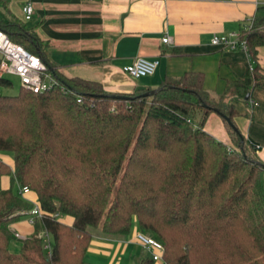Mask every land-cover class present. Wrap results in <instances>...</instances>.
<instances>
[{
    "label": "trees",
    "instance_id": "obj_1",
    "mask_svg": "<svg viewBox=\"0 0 264 264\" xmlns=\"http://www.w3.org/2000/svg\"><path fill=\"white\" fill-rule=\"evenodd\" d=\"M26 24L0 19V29L40 57L68 92L21 87L6 95L1 90L13 84L0 76V264H98L86 259L92 230L126 238L135 218L140 232L163 245L164 264H264V163L228 100L250 101L264 90L257 63L264 15L239 32L250 57L245 77L216 100L196 72L165 80L154 94H112L100 82L66 77ZM212 113L230 119L232 145L204 129ZM8 153L13 167L3 159ZM23 187L44 216L15 253L11 226L34 207ZM43 231L52 237L51 255L38 237ZM134 264L155 261L141 255Z\"/></svg>",
    "mask_w": 264,
    "mask_h": 264
},
{
    "label": "crops",
    "instance_id": "obj_2",
    "mask_svg": "<svg viewBox=\"0 0 264 264\" xmlns=\"http://www.w3.org/2000/svg\"><path fill=\"white\" fill-rule=\"evenodd\" d=\"M0 2L8 12L15 8V19H24L23 6L31 2L34 14L28 21L29 28L43 41L55 69L69 78L100 82L112 94H131L140 89L154 91L167 79L177 80L188 72H196L204 75V87L212 97L222 96L230 83L245 77L250 61L243 50L213 46L212 37L239 33L242 27L264 15V0ZM165 35L172 38V44L163 43ZM138 57L160 59L156 73L141 79L130 77L125 67ZM257 63L264 71V46L258 48ZM251 99L253 104L233 98L240 113L235 120L264 163V90L255 89ZM204 129L227 145L233 141L226 121L217 113L208 117ZM3 159L14 166L13 158L3 155ZM262 184L264 188V175ZM2 185L4 189L10 188L11 178L4 177ZM23 196L38 202L34 193ZM61 221L72 224L69 217ZM11 229L25 238L35 230L25 217L12 224ZM139 232L138 229L134 236L126 238L94 237L86 259L98 264L134 263L136 257L145 255V249L136 240Z\"/></svg>",
    "mask_w": 264,
    "mask_h": 264
},
{
    "label": "built area",
    "instance_id": "obj_3",
    "mask_svg": "<svg viewBox=\"0 0 264 264\" xmlns=\"http://www.w3.org/2000/svg\"><path fill=\"white\" fill-rule=\"evenodd\" d=\"M22 11L24 20L26 22L30 21L34 14L33 4L27 2L23 6ZM162 41L166 45L173 43L172 38L169 35H165ZM211 44L215 47L231 51L243 50L250 61L248 47L246 43L241 40L240 33H233L228 36L214 35L211 39ZM159 66L160 59L158 58L147 59L144 57H138L132 64L125 67V72L134 79H141L154 75ZM4 74L18 76L21 80V87L35 94L45 93L57 88H61V91L64 93L68 92V89L49 71L48 67L40 57L29 52L24 46L14 42L5 31L0 29V76H3ZM78 101L81 102L80 99ZM251 103L253 104L254 102L251 101ZM30 192L29 187H23L20 189L22 195H27ZM33 203L34 207L31 210L22 211L19 215L25 217L30 225L35 226L36 222L43 218L44 213L38 203ZM54 217L57 218L58 214L54 215ZM14 235L19 240L26 239L19 233H14ZM38 237L44 240L45 237L49 238V235L43 231L39 233ZM136 240L151 254L154 261H162L164 247L160 242L142 232L137 233ZM45 249L49 252V255H51L50 241L49 244H46Z\"/></svg>",
    "mask_w": 264,
    "mask_h": 264
},
{
    "label": "rangeland",
    "instance_id": "obj_4",
    "mask_svg": "<svg viewBox=\"0 0 264 264\" xmlns=\"http://www.w3.org/2000/svg\"><path fill=\"white\" fill-rule=\"evenodd\" d=\"M11 10H13L12 12H8L5 8H4V6H3V4L0 2V19L1 20H3V21H5V22H9L10 20H13V19H15V13H16V11H15V8H12ZM13 13V14H12ZM17 14V13H16ZM10 19V20H9ZM26 26H27V28L28 29H30L29 27L31 26V22L30 23H28L27 22V24H26ZM5 78H7V79H9L11 82H12V84H13V86L11 87V88H7V89H2L1 91H2V93L3 94H6V95H15V94H18L19 93V91H20V89H21V80H20V78L18 77V76H16V75H13V74H4L3 75ZM212 96V95H211ZM219 96H221V95H219ZM217 97L216 99H219L220 97ZM213 99H215L214 97H213ZM215 99V100H216ZM229 100V103H233V104H235L234 103V100H233V98L231 97V98H229L228 99ZM200 120H201V118L199 117V116H197L196 118H195V123H197V124H199V122H200ZM233 143H231V145H232ZM5 156H7L8 158H10V159H12L13 158V155L12 154H10V153H8V154H4ZM15 190H17V186H15ZM139 229V226H138V221H137V219L135 218L134 219V222H133V227H132V231H131V235H129L128 237H132V236H134L135 234H136V231ZM93 231V235H94V237H96V238H98V237H100V235H102V236H106V235H104V234H102V233H100V232H95L94 230H92ZM49 241H50V243H52V237H50L49 236V238H46L45 237V239H44V243H45V246H46V244H49ZM21 240L19 241V240H17V241H14L13 242V245H12V251L13 252H15V253H17L18 251H19V248H20V245H21ZM17 246H19V248L17 247ZM49 253V252H48ZM144 256L145 257H147V256H151V254L148 252V251H144ZM87 262H91V261H89V260H87ZM155 263L156 264H164L162 261H155ZM124 264H126V261H124ZM130 264H134L133 262H131Z\"/></svg>",
    "mask_w": 264,
    "mask_h": 264
},
{
    "label": "water",
    "instance_id": "obj_5",
    "mask_svg": "<svg viewBox=\"0 0 264 264\" xmlns=\"http://www.w3.org/2000/svg\"><path fill=\"white\" fill-rule=\"evenodd\" d=\"M159 89H157V90H154L151 94H154L155 92H157ZM224 119H226L227 120V122L228 123H230V119L228 118V117H226V116H222ZM233 129L235 130V131H237V128L235 127V126H233Z\"/></svg>",
    "mask_w": 264,
    "mask_h": 264
}]
</instances>
